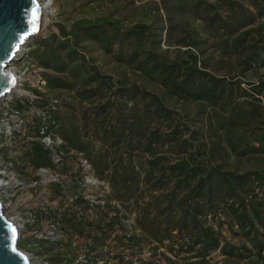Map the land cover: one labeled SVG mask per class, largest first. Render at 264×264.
I'll return each mask as SVG.
<instances>
[{"label":"rangeland","instance_id":"obj_1","mask_svg":"<svg viewBox=\"0 0 264 264\" xmlns=\"http://www.w3.org/2000/svg\"><path fill=\"white\" fill-rule=\"evenodd\" d=\"M41 1L33 41H48L22 51L46 64L37 103L60 100L62 187L33 185L36 102L22 109L26 138L1 149L19 182L11 211L25 202L58 224L41 260L76 264L87 248L77 264H264V229L251 221L264 219V0ZM83 161L95 184L77 204L83 188L68 183ZM207 229L218 243L203 253ZM17 247L36 253L21 233Z\"/></svg>","mask_w":264,"mask_h":264},{"label":"built area","instance_id":"obj_2","mask_svg":"<svg viewBox=\"0 0 264 264\" xmlns=\"http://www.w3.org/2000/svg\"><path fill=\"white\" fill-rule=\"evenodd\" d=\"M37 1L40 3L41 0ZM19 63L20 66L18 71L15 72L11 70L15 77V85L23 91L24 95L16 96L12 91L7 99H0V141H4L3 144L0 143V204L3 214L5 211L6 213H13L10 209V204L13 200V196L19 189V182L17 176L13 173V167L5 160L2 153L4 150L1 151V149L3 147L11 148L17 137L26 138L25 131L28 116L22 112V109L26 108L31 111L32 103H37L46 89L42 71L38 65L28 60L27 51L23 53ZM37 104H39L40 107L38 109L36 108L39 114H37L38 119H35L37 122L35 126V147L45 156V164L36 166L35 176L37 179L33 181V185L57 183L59 187H62V184L58 182V175L55 171L61 166V161L66 156V153L64 142L57 133L58 123L51 117V115L58 111L60 100L59 98L49 96L43 103ZM68 165V169H70L74 175L75 167L70 164ZM79 166L83 175L79 177L78 180L73 176V181L68 183V185L75 187L77 190L78 188H83L80 193L77 192L76 196L73 197L75 199L74 202L77 204L83 202L82 194L84 190L89 189L95 184L85 161ZM58 185H55V188ZM71 200L72 199H70V201ZM10 218L18 220V222L12 221L18 227V236L21 233L22 238L28 240L29 247L33 248L36 253L31 254L30 252L20 250L26 254L32 263V259L36 257L37 262H41L40 264H51L46 258L41 260V257L44 255L42 250L46 243L51 245L61 239V237L58 236V224L56 222L50 223L45 221L43 226L37 209L32 205L28 206L25 202L22 205V211L11 214ZM90 258V252H88L86 248L84 249V254L80 257L78 256L76 258L77 260L74 261L76 264L86 263L87 259ZM88 262H90V260H88Z\"/></svg>","mask_w":264,"mask_h":264},{"label":"water","instance_id":"obj_3","mask_svg":"<svg viewBox=\"0 0 264 264\" xmlns=\"http://www.w3.org/2000/svg\"><path fill=\"white\" fill-rule=\"evenodd\" d=\"M36 8L35 27L32 9ZM42 19L41 5L37 0H0V99L15 86V77L8 68L20 61L22 49L38 36ZM11 225L16 229L13 239ZM18 227L5 218L0 204V264H31L29 258L17 247Z\"/></svg>","mask_w":264,"mask_h":264},{"label":"trees","instance_id":"obj_4","mask_svg":"<svg viewBox=\"0 0 264 264\" xmlns=\"http://www.w3.org/2000/svg\"><path fill=\"white\" fill-rule=\"evenodd\" d=\"M58 67H57V65H56V67L54 66V69H57ZM216 88V84L214 83V82H212V83H210V87H209V91H206L204 94L205 95H208L209 93L211 94V92H213L214 91V89ZM156 136H154V133H153V136L151 137V141H150V143H152L153 144V142H154V140H156ZM263 138H264V136H263ZM150 143L148 142L146 145H145V148H144V150L145 151H150ZM32 154L34 155V158L32 159V163H34L36 166H38V165H44L45 164V160H44V158H45V156L41 153V151H39V149L38 148H36V147H34V149H33V152H32ZM152 155H153V153H151ZM154 164V163H153ZM184 174H185V176H187V175H189L191 178H193L194 176H195V168L193 167V166H191V167H187L186 169H185V171H184ZM208 182H210V179H208L207 181L205 180V179H202V178H198V180H197V186H199V188H200V190H204V189H207V190H209L210 189V183H208ZM196 186V187H197ZM228 186V188H230V186L229 185H227ZM198 191V188H197V190L196 189H192V191L191 192H193V193H196ZM243 205V203H242V201H240V206H242ZM253 219L251 220L252 222H255V218H256V220H257V224H260L261 225V227H263V229H264V219H260V218H258V216L257 215H253V217H252ZM218 243V240H217V238L214 236V233L213 232H211V231H209L208 229L206 230V232L202 235V237H201V244L202 245H200L201 247H200V249L203 251V253L206 251L207 252V250H209V248L210 247H212V246H214L215 244H217ZM197 244V242H192V243H190V246L189 247H186L187 248V250H189V249H193L192 247H194L195 245ZM187 245H188V243H187ZM208 247V248H207ZM169 260V259H168ZM170 261V260H169ZM206 264V263H205Z\"/></svg>","mask_w":264,"mask_h":264},{"label":"bare ground","instance_id":"obj_5","mask_svg":"<svg viewBox=\"0 0 264 264\" xmlns=\"http://www.w3.org/2000/svg\"><path fill=\"white\" fill-rule=\"evenodd\" d=\"M47 1V0H46ZM40 5H41V11H42V19H41V24H40V27H39V30H38V32H37V35H41L42 33H43V30H44V17H45V14H46V11H47V9L49 8V3H47V2H43V1H40ZM11 70V69H10ZM12 71V70H11ZM14 92L15 93V95L16 96H19V95H24L23 94V91L21 90V89H19V88H17V86L15 85L14 86V89L13 90H11V92ZM11 92L10 93H8L3 99L5 100V99H7L10 95H11ZM1 186V185H0ZM5 214V213H4ZM4 216H6L9 220H11V221H15V222H18V220L17 219H15V220H13V219H11L9 216H7L6 214L4 215ZM5 217V218H6ZM30 262H31V260H30ZM31 264H33L32 262H31Z\"/></svg>","mask_w":264,"mask_h":264},{"label":"crops","instance_id":"obj_6","mask_svg":"<svg viewBox=\"0 0 264 264\" xmlns=\"http://www.w3.org/2000/svg\"><path fill=\"white\" fill-rule=\"evenodd\" d=\"M46 41H48L47 39H39V38H36V39H34V41H33V39H31L30 41H29V45H31V46H35L34 45V42L36 43V45H45V43L44 42H46ZM38 65H39V68L44 72V70L42 69V67L41 66H46V64L44 63V62H42V61H39L38 62ZM43 72H42V74H43ZM43 78H44V75H43ZM45 79V78H44Z\"/></svg>","mask_w":264,"mask_h":264},{"label":"snow or ice","instance_id":"obj_7","mask_svg":"<svg viewBox=\"0 0 264 264\" xmlns=\"http://www.w3.org/2000/svg\"><path fill=\"white\" fill-rule=\"evenodd\" d=\"M36 8L33 7L32 9V24H33V27H35V21H36ZM9 227L11 228V232H12V237L13 239L15 238L16 236V229L14 227H12L11 225H9Z\"/></svg>","mask_w":264,"mask_h":264}]
</instances>
